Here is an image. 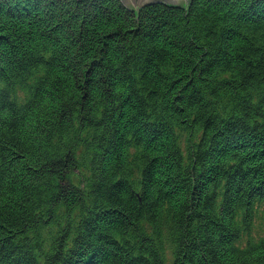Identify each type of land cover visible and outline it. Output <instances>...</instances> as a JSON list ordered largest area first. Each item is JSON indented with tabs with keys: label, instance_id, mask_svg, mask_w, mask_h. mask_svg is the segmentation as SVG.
Instances as JSON below:
<instances>
[{
	"label": "trees",
	"instance_id": "obj_1",
	"mask_svg": "<svg viewBox=\"0 0 264 264\" xmlns=\"http://www.w3.org/2000/svg\"><path fill=\"white\" fill-rule=\"evenodd\" d=\"M137 21L0 0V264H264V0Z\"/></svg>",
	"mask_w": 264,
	"mask_h": 264
},
{
	"label": "water",
	"instance_id": "obj_2",
	"mask_svg": "<svg viewBox=\"0 0 264 264\" xmlns=\"http://www.w3.org/2000/svg\"><path fill=\"white\" fill-rule=\"evenodd\" d=\"M126 8L132 10L137 21L141 9L148 4L163 3L167 6H176L184 9L186 15H189V7L191 6V0H121ZM138 22V21H137Z\"/></svg>",
	"mask_w": 264,
	"mask_h": 264
}]
</instances>
